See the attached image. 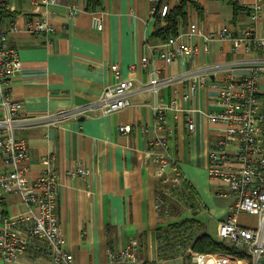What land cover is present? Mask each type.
<instances>
[{
	"label": "crops",
	"instance_id": "crops-1",
	"mask_svg": "<svg viewBox=\"0 0 264 264\" xmlns=\"http://www.w3.org/2000/svg\"><path fill=\"white\" fill-rule=\"evenodd\" d=\"M191 1L195 5L189 3L185 19L178 20V35L161 40L154 35L166 23L153 21L151 9L167 5L170 14L180 0H99L98 9L88 8V0H60L52 8L54 31L34 35L27 32L29 23L39 17L32 2L0 0V26L22 64L11 82L21 117L42 120L88 110L57 125L40 121L15 130V140L28 156L22 166L28 168L31 186L46 170L48 157L63 176L56 215L76 264H121L110 262L109 254L123 250L130 241L139 244L137 261L126 264H196L200 254L193 256L187 246L190 236L207 234L221 241L218 227L229 217L234 199L222 182L208 174L211 150L225 130L208 115L224 110L218 103L219 85L230 75L250 73L251 63L264 60V49L234 54L230 41L206 39L224 31L243 33L250 26L256 0H232L238 11L229 0ZM95 18L102 21L101 31L93 26ZM190 22L198 24L200 38L186 36ZM252 32L258 42L264 40V9ZM170 39H177L172 51L194 47L198 57L177 56L167 65L159 56ZM154 71L165 82L156 96L140 91ZM129 79L137 89L129 107L108 115L97 110L104 90ZM259 87L263 92L264 79ZM160 105L169 108L162 126L153 109ZM189 122L194 124L192 131ZM123 126H130V132H120ZM161 158L171 163L162 178L157 176ZM78 162L88 176L66 178ZM7 172L0 152V175ZM167 183L195 198L196 208L187 215L189 219L200 215L197 225L181 228L184 216L159 211ZM26 212L18 192L3 193L0 233ZM237 223L255 229L258 218L241 214ZM45 247V242L34 241L16 264H52Z\"/></svg>",
	"mask_w": 264,
	"mask_h": 264
},
{
	"label": "built area",
	"instance_id": "built-area-1",
	"mask_svg": "<svg viewBox=\"0 0 264 264\" xmlns=\"http://www.w3.org/2000/svg\"><path fill=\"white\" fill-rule=\"evenodd\" d=\"M30 1L39 12V17L29 23L27 32L31 35L52 33V8L58 6L60 0ZM256 1L250 15V26L243 33L232 35L224 31L216 36L208 34V43L228 40L234 54H252L254 48L264 49V40L258 42L252 32L253 24L261 18L264 9L263 0ZM71 14L75 16L77 12ZM150 14L153 21L156 18L164 20L169 14V7L164 5L158 10L155 6ZM93 26L99 31L103 29L102 21L97 18L93 20ZM185 34L189 39L200 38L202 32L197 23L190 22ZM176 41L170 39L163 46L166 50L163 52L160 49L159 58L167 65L173 63L177 56L198 57L199 49L194 47L178 46L176 51H172L170 48ZM208 47L203 51L208 52ZM143 62L147 63V60ZM248 68L250 73L230 75L219 85L218 103L224 110L208 115L211 121L225 127L222 139L211 150L208 174L213 181L222 182L234 199L229 217L219 225L217 236L219 240L235 245L242 256L200 254L195 256L196 264H264V99H261L264 91L259 87V82L264 79V60L253 62ZM131 69L133 71L134 68ZM21 70L18 52L9 47L7 32L0 26V152L5 167L9 169L7 174L0 175V197L3 193L18 192L27 210L23 217L11 220L0 233V264H16L18 257L25 254L34 241L45 242L46 256L52 264H76L74 255L67 249V239L56 215L58 188L63 176L53 168V158L48 157L44 161L46 170L31 186L27 180L28 168L22 166L28 156L26 150L16 142L15 130L40 121L57 125L88 110H78L76 114L61 112L42 120L21 117L20 107L11 95V82ZM133 81L123 80L104 90L97 110L108 115L129 107V98L137 90ZM163 84L165 82L154 71L149 84L140 91L156 96ZM153 109L162 126L169 108L160 105ZM161 126H158L159 130L163 128ZM188 128L194 130V124L189 122ZM130 130V126L120 128L122 133ZM157 162L161 165L157 176L162 178L171 163L163 158ZM88 174L89 171L78 162L74 170L66 172V178H83ZM241 214L256 216L258 226L250 229L238 225L237 217ZM19 227L23 229L21 233L16 231ZM138 246L137 241H130L123 250L109 254L110 262H136Z\"/></svg>",
	"mask_w": 264,
	"mask_h": 264
},
{
	"label": "trees",
	"instance_id": "trees-1",
	"mask_svg": "<svg viewBox=\"0 0 264 264\" xmlns=\"http://www.w3.org/2000/svg\"><path fill=\"white\" fill-rule=\"evenodd\" d=\"M230 4H232L236 11H238L237 5L229 0ZM88 8H99V0H88ZM194 4L191 0H180L179 5L168 14L167 18L164 20L157 19L161 23H166L165 28H161L156 31L155 37L156 39H168L174 38L178 35V20L185 19L186 16V7L188 4ZM195 5V4H194ZM197 9L201 13V8L197 6ZM237 13V12H236ZM168 185L165 187L164 194L166 196H160V207L159 211H162L163 214H166L171 217L181 218L184 216L186 220L182 221L181 228H186L187 226L197 225L196 222L199 220L196 219L197 214L194 212L195 219H189L188 213L190 210H194L195 206V198H193L189 193L181 192L177 187L167 183ZM175 228L178 226H174ZM190 245L191 252L193 256L195 254H224L230 256H242L241 251H239L235 245L218 241L213 239L207 234H203L199 237L190 236L187 241V246Z\"/></svg>",
	"mask_w": 264,
	"mask_h": 264
},
{
	"label": "rangeland",
	"instance_id": "rangeland-1",
	"mask_svg": "<svg viewBox=\"0 0 264 264\" xmlns=\"http://www.w3.org/2000/svg\"><path fill=\"white\" fill-rule=\"evenodd\" d=\"M23 217V216H22ZM21 218V217H20ZM19 219V218H17ZM197 219L200 221V215L197 217ZM63 229V228H62ZM64 231V230H63ZM65 233V232H64ZM66 236V235H65ZM18 260V259H17ZM121 264H126V263H121Z\"/></svg>",
	"mask_w": 264,
	"mask_h": 264
},
{
	"label": "water",
	"instance_id": "water-1",
	"mask_svg": "<svg viewBox=\"0 0 264 264\" xmlns=\"http://www.w3.org/2000/svg\"><path fill=\"white\" fill-rule=\"evenodd\" d=\"M194 262H196V259H194Z\"/></svg>",
	"mask_w": 264,
	"mask_h": 264
}]
</instances>
